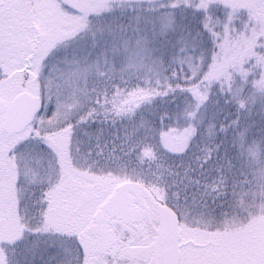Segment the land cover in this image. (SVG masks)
<instances>
[{
  "label": "snow or ice",
  "instance_id": "6c2138e0",
  "mask_svg": "<svg viewBox=\"0 0 264 264\" xmlns=\"http://www.w3.org/2000/svg\"><path fill=\"white\" fill-rule=\"evenodd\" d=\"M0 264H264V0H0Z\"/></svg>",
  "mask_w": 264,
  "mask_h": 264
}]
</instances>
